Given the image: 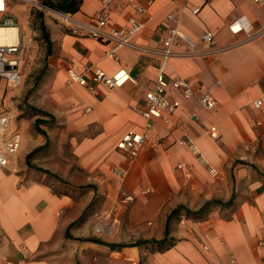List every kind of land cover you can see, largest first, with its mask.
<instances>
[{
	"label": "crops",
	"instance_id": "crops-1",
	"mask_svg": "<svg viewBox=\"0 0 264 264\" xmlns=\"http://www.w3.org/2000/svg\"><path fill=\"white\" fill-rule=\"evenodd\" d=\"M99 7V0H81L75 15L94 20ZM47 16L44 26L52 43L49 57L53 56L60 68L58 78L65 84L68 67L77 72L95 67L112 74L125 66L136 80V84L127 82L118 88L96 84L94 92L78 85L69 87L82 95L84 110L90 108L84 112V124L102 129L79 149L90 144L98 156L94 161L109 150L102 160L104 166L117 157L119 166L126 169L119 183L121 191L131 193L149 184L152 193L137 203L76 200L65 192L64 182H55L43 172L45 139L34 122L47 117L34 115V128L29 132L28 122L26 126L23 118L20 126L12 115L10 125L21 133L22 147L10 167L0 166V264H214L216 259L226 264L231 259L238 264H264V245H258L264 239V125L256 124L258 120L264 123V107L252 105L264 96V4L151 0L140 16L144 26L133 39L134 46L119 49L117 60L106 54L111 45L86 34H73L55 24L51 14ZM240 17L249 21L251 31L231 33L230 23ZM113 22L119 25L123 19L114 17ZM172 26L194 42L196 50L191 54L188 44L179 40L166 74L188 79L197 92L181 99L170 124L154 121L151 135L159 137L158 145L143 144L134 158L116 147L115 153L114 138L117 141L129 128H143L134 107L154 86L158 50L166 29ZM206 31L214 34L208 51L200 42ZM201 85L211 88L216 100L212 110L198 101ZM169 95L180 98L174 90ZM43 125L39 127L44 130ZM210 126L216 127L218 141L207 134ZM184 135L194 141L216 174L203 171L196 156L181 143ZM235 160L239 162L232 170ZM178 163L191 164L190 175L173 171ZM232 195L229 205H218L201 218L183 212L174 216L162 243L125 246L136 240L164 238L166 219L179 205H197L198 209L211 198L225 203Z\"/></svg>",
	"mask_w": 264,
	"mask_h": 264
},
{
	"label": "built area",
	"instance_id": "built-area-1",
	"mask_svg": "<svg viewBox=\"0 0 264 264\" xmlns=\"http://www.w3.org/2000/svg\"><path fill=\"white\" fill-rule=\"evenodd\" d=\"M15 0H0V26H17L19 37L16 43L0 45V166L10 167L16 156L21 151L22 135L17 128L10 125L11 115L6 108V98L8 91L15 87L21 81L22 75V48L23 35L19 24H16L11 13V5ZM253 3H262L264 0H251ZM100 7L94 20H84L75 15V13H65L52 9L63 26L73 34H86L93 39L109 44L110 49L107 56L115 60L118 59L117 51L122 47L133 45V39L141 32L144 22L140 19L141 15L147 12L151 0L142 2L140 0H99ZM196 11L199 7L195 8ZM121 18L123 22L116 25L113 18ZM231 33L250 32L251 25L245 17L234 20L229 25ZM182 40L191 48V54H195V45L187 36L176 26L166 29V34L162 38L161 47L158 50V67L155 76V83L152 89L144 93L141 104L134 107V111L143 119V128L137 131L133 128L125 130L116 141L115 147L129 158L137 156L139 149L145 143L152 146L159 144L158 136L152 137L151 131L155 120H162L165 124L171 123L172 116L181 106V99H189L196 94L194 85L186 78L174 77L169 78L166 74V65L169 59L175 54L174 46ZM200 42L204 51L212 48L214 43V34L211 31L204 32L200 37ZM189 53V52H188ZM136 84V80L130 75L127 67H119L114 73L107 74L99 68H86L81 72L73 68L66 69V84L68 86L78 85L85 87L89 92H94V85L102 84L107 88L122 87L125 83ZM174 90L179 93L180 98L172 97L169 91ZM197 98L199 103L208 110L216 106V100L211 93L210 87H201ZM252 105L256 109L264 107V96L253 100ZM87 112L90 108L85 109ZM192 114L191 117H195ZM257 125H264L262 121H257ZM207 134L215 141L219 140L215 126L207 129ZM181 143L186 146L196 158L204 164L207 161L194 141L184 135ZM184 170L187 174L193 170L191 164L178 163L173 169ZM112 173L122 180L126 174V169L118 166L113 168ZM211 173H215L210 169ZM139 193L141 196H149L152 193L150 185H140ZM132 195H125V201H131ZM258 245H264V239L258 241ZM204 249H207L204 246ZM214 264H226L219 260H213ZM230 264H238L234 259Z\"/></svg>",
	"mask_w": 264,
	"mask_h": 264
},
{
	"label": "rangeland",
	"instance_id": "rangeland-1",
	"mask_svg": "<svg viewBox=\"0 0 264 264\" xmlns=\"http://www.w3.org/2000/svg\"><path fill=\"white\" fill-rule=\"evenodd\" d=\"M52 9L39 0H15L11 5L9 15L13 17L16 24H19L24 42L23 81L10 89L6 98V108L11 118L14 115L12 121L21 126L20 122L24 118L25 125L27 126V122L29 124V132H32L34 112L30 107L45 111L52 116L49 124L43 125L47 136L51 138L44 146V169L61 178L65 188L68 189L65 192L73 194L76 200L89 201V203H137L140 200L149 199V196H141L139 189L131 193L121 191L119 188L121 179L111 171L119 166L120 159L117 157L109 159L105 166L102 161L103 157H108L109 150L101 152V156L94 161L98 156L95 155L90 144L79 149L80 144L84 141L88 142L94 135L102 132V129L95 125L84 124L82 120L85 116V106L82 95L76 88H70L65 84L63 78H58L60 68L54 64L53 56L47 55L40 25L50 14L52 18L55 17V20L53 19L55 24H62ZM48 33L50 38V32ZM115 141L114 138L112 148L113 152L118 153L114 148ZM198 162L209 176L216 174V172H210L212 168L208 161L207 164L199 160ZM238 162V160L233 162L232 170ZM97 164L99 166H96ZM56 180L54 178L55 182ZM128 194L133 196L131 201L124 199ZM218 200L211 198L208 201ZM183 206L190 211L197 210L195 208L197 205ZM216 206L218 205H212L209 210Z\"/></svg>",
	"mask_w": 264,
	"mask_h": 264
},
{
	"label": "trees",
	"instance_id": "trees-1",
	"mask_svg": "<svg viewBox=\"0 0 264 264\" xmlns=\"http://www.w3.org/2000/svg\"><path fill=\"white\" fill-rule=\"evenodd\" d=\"M39 1H41L42 3H44L45 5L53 8V9H56V10H59L61 12H65V13H67V12L76 13L80 9V4H81V0H39ZM39 14L41 15L42 13L40 12ZM40 29H41L42 36H43L45 43H46L47 55H49V54H51L52 43H51V40L49 38V33H48L46 27L44 26L43 22L40 25ZM30 109H32V111L34 112L33 116L34 115H42V116L47 117V119L37 117L35 119V122H34V125H35L37 132L45 138V145L44 146H46L48 144V136H47V133L39 127V125L40 124L48 125L49 122L52 120V116L45 111H42V110H39V109H36L33 107H30ZM37 150L38 149H35L31 153L27 154L26 155V161H29L33 152H35ZM43 172L45 174L53 176L58 181L64 182L61 178H59L56 175L51 174L46 169H44ZM87 186L92 187V185H87ZM232 197H233V195L225 203H222L221 201H206L196 211H190V210L186 209L183 205H179L178 207L174 208L169 213V215L166 219L164 238H162L161 240H156V239L136 240V241H132V242L125 244V246H138V245L146 244V243H150V244L162 243L165 241V238H166L168 231H169L170 221L174 216H178L179 214H181L183 212V214L187 217H192L194 219H196V217L201 218L202 216H204L209 211V209L212 205H224V206L229 205ZM159 248H163V247L159 246Z\"/></svg>",
	"mask_w": 264,
	"mask_h": 264
},
{
	"label": "bare ground",
	"instance_id": "bare-ground-1",
	"mask_svg": "<svg viewBox=\"0 0 264 264\" xmlns=\"http://www.w3.org/2000/svg\"><path fill=\"white\" fill-rule=\"evenodd\" d=\"M18 37L19 33L17 26H0V45L16 43Z\"/></svg>",
	"mask_w": 264,
	"mask_h": 264
}]
</instances>
